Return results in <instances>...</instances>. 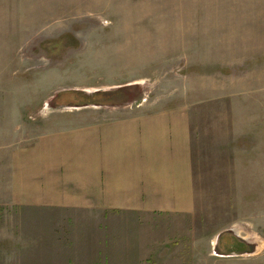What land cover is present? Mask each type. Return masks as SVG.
I'll return each instance as SVG.
<instances>
[{
	"label": "crops",
	"instance_id": "obj_1",
	"mask_svg": "<svg viewBox=\"0 0 264 264\" xmlns=\"http://www.w3.org/2000/svg\"><path fill=\"white\" fill-rule=\"evenodd\" d=\"M239 3L205 12L238 16L209 29L207 48L224 73L208 74V102L178 105L177 75L124 116L53 128L48 115L6 146L0 207L20 213L21 231L0 232L3 263L23 254L15 264H264V0ZM126 15L129 47L178 66V0H127ZM18 90L0 89V137L22 117L7 101ZM216 224L200 257L198 232ZM235 237L255 246L236 247Z\"/></svg>",
	"mask_w": 264,
	"mask_h": 264
},
{
	"label": "rangeland",
	"instance_id": "obj_2",
	"mask_svg": "<svg viewBox=\"0 0 264 264\" xmlns=\"http://www.w3.org/2000/svg\"><path fill=\"white\" fill-rule=\"evenodd\" d=\"M90 1L0 0V12L6 14L1 19L7 22V28L0 30V41H7L6 45H0V89L17 87L19 93L8 95L7 101L12 98V104L15 102L22 108V117L12 122L13 135L0 137V156L7 145H16L29 136L32 126L42 125L48 115L54 122L53 128L62 127L63 123H87L88 117L84 115L124 116L137 103L167 92L174 86L177 75L178 105L212 99V93L206 92L207 76L221 77L224 71L212 62V56L221 55L207 48L208 36L216 32L209 29L217 28L218 23L230 24L234 17L236 23L238 16L205 12L210 7L238 6L240 0H178V66L159 62L153 56L143 59L141 47H129L127 0H96L97 4L91 8ZM31 19L33 27L24 29ZM156 37L150 35L151 39ZM133 95L136 101L131 103L129 97ZM16 215L20 213L15 209L0 207V232L21 231ZM185 226H189L188 220H178V228ZM216 227L217 224L198 232L200 257L209 251V240ZM119 229L130 232L125 225ZM226 235L219 239L218 246L227 243L222 242ZM1 241L4 239L0 238V264H15V257H29L6 255L11 261L3 263ZM235 241L236 247L255 246L253 238ZM181 245L184 246L178 237V246Z\"/></svg>",
	"mask_w": 264,
	"mask_h": 264
}]
</instances>
